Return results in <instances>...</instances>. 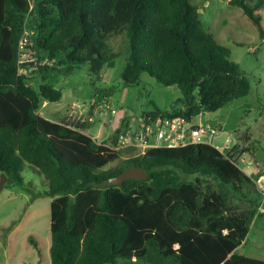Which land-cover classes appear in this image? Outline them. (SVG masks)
I'll use <instances>...</instances> for the list:
<instances>
[{
  "label": "trees",
  "instance_id": "obj_1",
  "mask_svg": "<svg viewBox=\"0 0 264 264\" xmlns=\"http://www.w3.org/2000/svg\"><path fill=\"white\" fill-rule=\"evenodd\" d=\"M228 4L243 11L264 41V0ZM123 34V82L137 85L147 72L179 90L169 111L145 116L193 121L251 92L249 77L207 33L190 0H0V173L17 186L25 166L44 178V195L53 198L51 264H264L237 251L248 241L260 197L238 165L236 146L226 155L209 144L138 155L113 148L121 130L106 145L87 135L85 124L39 113L44 102L63 97L47 82L55 71L86 65L98 76L119 55L110 41ZM22 43L33 56L26 66L44 81L38 91L19 72ZM249 142L250 134L240 152L250 151ZM122 151L129 157L107 168ZM133 164L146 180L109 183Z\"/></svg>",
  "mask_w": 264,
  "mask_h": 264
},
{
  "label": "rangeland",
  "instance_id": "obj_2",
  "mask_svg": "<svg viewBox=\"0 0 264 264\" xmlns=\"http://www.w3.org/2000/svg\"><path fill=\"white\" fill-rule=\"evenodd\" d=\"M30 1L34 4V0ZM190 1L199 8L207 33L231 50V59L241 66L251 82L248 96L235 99L216 112H204L193 122L212 127L219 121L225 123L224 130L214 138L213 146H223L226 137L234 139L235 152L239 156L236 160L246 169L249 156L243 161L239 159L245 154L240 151L246 150L244 146L248 133L245 132H251L257 140H264V41L258 28L240 8L230 6L229 0ZM261 14L264 18V10ZM127 48L124 34L110 41L109 49L119 55L107 62L98 76L89 75L86 65L74 68L71 73L63 69L55 71L47 82L60 89L63 97L59 102H48L40 108L39 113L51 121L85 124L87 128L84 132L87 135L99 143L112 145V137L117 130L127 126L136 130L147 113L156 109L169 111L179 96L177 87L165 86L147 72L143 73L137 85L123 82ZM21 55L23 59L28 56L33 58L24 43ZM27 64L22 66L21 73L27 76L28 85L38 91L44 81L36 68L32 69ZM105 104H110L117 111L116 114H112ZM127 153L122 151L121 158L107 168L116 167L126 160L129 157ZM257 155L259 160H263L264 151L259 150ZM246 170L254 173L252 167ZM22 176V186L6 182L0 190V264H51L53 198L44 195L47 190L44 178L29 166L24 167ZM235 204L245 209L250 207L246 203ZM257 211L263 215L254 220L248 241L239 248L238 253L264 260V213L259 208ZM31 239L38 244V248ZM129 264L148 263L137 260Z\"/></svg>",
  "mask_w": 264,
  "mask_h": 264
},
{
  "label": "built area",
  "instance_id": "obj_3",
  "mask_svg": "<svg viewBox=\"0 0 264 264\" xmlns=\"http://www.w3.org/2000/svg\"><path fill=\"white\" fill-rule=\"evenodd\" d=\"M28 57L23 59L21 55L18 62L20 73L25 63L33 61L32 58ZM74 106L76 107V105ZM105 106L112 114H116L117 111L110 104H105ZM220 132L222 131L210 125L194 124L193 121H189L182 116H166L156 119L144 116L136 130H133L131 126H127L120 131L117 144L113 148L116 150L134 149L138 155H144L151 149L162 147L175 148L192 144H209L213 146L214 138ZM233 142L234 139L226 137L224 145L215 148L226 155L234 148ZM239 167L254 182L260 197L259 210L264 212V164L247 163L246 169L251 167L254 171L257 169L258 173L256 174L250 173L240 165Z\"/></svg>",
  "mask_w": 264,
  "mask_h": 264
},
{
  "label": "crops",
  "instance_id": "obj_4",
  "mask_svg": "<svg viewBox=\"0 0 264 264\" xmlns=\"http://www.w3.org/2000/svg\"><path fill=\"white\" fill-rule=\"evenodd\" d=\"M48 104V102H44L43 103V105L42 106H45V105H47ZM41 114V113H40ZM42 115V114H41ZM47 119V118H46ZM124 121V120H123ZM56 122V121H55ZM59 122V121H58ZM130 122V121H129ZM216 129H218L219 131H223L224 130V128H225V123H223V122H217V124L214 126ZM122 130V129H121ZM245 133H248V134H250L251 135V137H252V142H249L248 144L249 145H251V149H250V151L249 152H246L241 158H239L240 159V161H243L244 160V158L246 157V156H249V159H248V163H255V164H264V158H263V160H259L258 159V151L259 150H262V151H264V140H257V138H255L254 137V135L251 133V132H249V131H246ZM236 144V141L234 140V147L236 146L235 145ZM238 157V156H237ZM256 160V161H255ZM239 164V163H238ZM240 165V164H239ZM257 170V169H256ZM254 171V173L256 174V173H258V171ZM264 213V212H263ZM263 214H258L257 216H256V218L257 217H261ZM255 218V219H256ZM245 244V243H244ZM241 247V246H240ZM239 247V248H240ZM239 248L237 249V251L239 250ZM257 259V258H256ZM261 260V259H260ZM264 261V260H263Z\"/></svg>",
  "mask_w": 264,
  "mask_h": 264
},
{
  "label": "water",
  "instance_id": "obj_5",
  "mask_svg": "<svg viewBox=\"0 0 264 264\" xmlns=\"http://www.w3.org/2000/svg\"><path fill=\"white\" fill-rule=\"evenodd\" d=\"M147 178H148L147 172L144 169L138 168L133 164L128 170L124 171L117 177L110 179L109 183L112 185L120 186L125 181L130 179H137L143 181L146 180ZM7 180L8 179L6 175L2 174V176L0 177V190L3 188Z\"/></svg>",
  "mask_w": 264,
  "mask_h": 264
}]
</instances>
